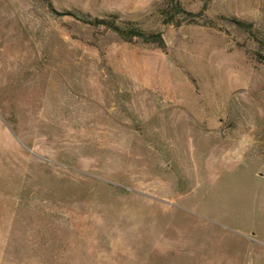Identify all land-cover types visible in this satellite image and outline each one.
<instances>
[{
  "label": "rangeland",
  "instance_id": "obj_1",
  "mask_svg": "<svg viewBox=\"0 0 264 264\" xmlns=\"http://www.w3.org/2000/svg\"><path fill=\"white\" fill-rule=\"evenodd\" d=\"M171 1L0 0V264H264V0Z\"/></svg>",
  "mask_w": 264,
  "mask_h": 264
},
{
  "label": "trees",
  "instance_id": "obj_2",
  "mask_svg": "<svg viewBox=\"0 0 264 264\" xmlns=\"http://www.w3.org/2000/svg\"><path fill=\"white\" fill-rule=\"evenodd\" d=\"M51 14L61 19L63 26L73 29V25L80 27L92 35H100L104 38H115L120 42L130 45L152 46L158 49H166V38L161 33H147L143 29L129 23L119 22V17L110 16L105 19H88L78 16L73 12L58 13L51 0H41ZM206 7L197 14L188 12L180 0H172L171 5L164 11V24L169 28H179L185 25H201L216 27L214 22L205 16ZM227 23L238 33L234 38L243 36L245 40L252 41L258 46H263L264 41L256 35L254 25L236 18L227 19ZM73 24V25H72ZM239 43V41H238Z\"/></svg>",
  "mask_w": 264,
  "mask_h": 264
}]
</instances>
